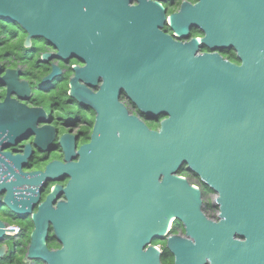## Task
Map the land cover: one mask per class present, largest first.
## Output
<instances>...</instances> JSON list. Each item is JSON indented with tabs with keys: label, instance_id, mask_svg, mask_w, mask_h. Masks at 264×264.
Segmentation results:
<instances>
[{
	"label": "water",
	"instance_id": "water-1",
	"mask_svg": "<svg viewBox=\"0 0 264 264\" xmlns=\"http://www.w3.org/2000/svg\"><path fill=\"white\" fill-rule=\"evenodd\" d=\"M80 1L0 0V17L38 35L42 30L26 11L66 10L61 25L79 40L87 43L88 35L96 33L117 35L120 46L110 48L125 54L137 47L121 42L135 41L138 28L154 25L157 40L149 50L157 59L107 75L95 93L72 81L73 95L97 112L92 141L81 147L82 156L50 163L44 172H0L4 204L19 214L31 209L24 206L28 200L21 206L11 202L14 185L69 178L33 214L28 257L49 264H163V249L153 244L159 239L166 241L174 264H264V0H203L197 6L202 11L191 18L207 32L204 41L210 46L236 49L237 65L218 54L196 56V40H169L158 29L165 20L161 9L149 13L130 6V0H95L105 1L99 7ZM171 23L184 29L180 15H173ZM59 53L67 57L72 52L61 48ZM128 72L136 79L128 80ZM82 75L89 82L88 67ZM121 88L148 116L168 115L160 131L129 114L119 101ZM6 157L20 167L29 156ZM184 165L217 194L218 221L204 213L201 188L179 174ZM60 192L65 201L55 208ZM175 221L185 234L172 233ZM49 223L57 234L59 223L64 226L66 248L60 253L47 247ZM70 223L76 229L72 234ZM6 233L16 229L0 220V241ZM5 249L0 247V258Z\"/></svg>",
	"mask_w": 264,
	"mask_h": 264
},
{
	"label": "flooded vegetation",
	"instance_id": "flooded-vegetation-1",
	"mask_svg": "<svg viewBox=\"0 0 264 264\" xmlns=\"http://www.w3.org/2000/svg\"><path fill=\"white\" fill-rule=\"evenodd\" d=\"M104 2L88 0L86 3L85 0H82L79 4L99 7L104 5ZM202 3L203 0L129 1L130 6L144 7L149 10V13L161 9L165 20L158 29L169 40L180 44H189L196 40L198 45L196 56L218 54L219 58L226 62L241 64L234 47L210 46L204 41L207 32L200 24L191 22V18L202 11V8L197 7ZM105 5L110 6L111 3L106 2ZM27 6L33 5L27 3ZM25 13L35 16L30 21L40 27L41 34L31 35L18 21L0 17V172L9 171L8 174H11V171L18 173L44 172L50 163H66L68 162L67 156H71L72 161H75L73 156H82L79 152L81 147L92 141L97 112L73 95L72 81L74 79H77L76 86L78 88L85 86L95 93L100 89L107 75H111L113 72L123 74L128 68V71L138 69L135 63L140 62L141 65V62H147L149 58L155 61L157 59L156 56L152 58V51L149 50L153 41L157 40L154 25L138 28L134 35L135 41L121 42L124 47L131 45L137 47L136 51L125 54L115 53L110 48L112 44L115 45L118 42L117 35L96 33V35H88L87 43L79 40L76 33L69 32L67 27L61 25L68 15L66 10L43 8L31 9ZM90 13H93L92 9ZM173 15H180L184 29L173 27L171 23ZM92 21L96 22L95 19ZM92 28L95 30L98 27L93 25ZM98 39L100 43L93 44ZM84 47H88V49H83ZM61 48L72 53L63 57L59 53ZM162 54L161 51V58ZM165 54L167 51H164ZM133 56L134 60H132ZM86 67L89 70V82H86V77L82 75V70ZM127 74L128 80L136 79L132 73L128 72ZM48 77L51 81L45 83V79ZM94 82L97 85H94ZM46 84L49 85L46 86ZM154 88L158 93L157 82H154ZM119 101L125 105L129 114L137 116L151 130L157 132L160 131L162 122L168 117L165 113L152 117L145 114L138 104L129 97L126 88H121ZM3 104L5 107H1ZM63 128L65 131L62 130ZM64 144L72 146L66 149ZM6 156L29 157L25 163L17 167L14 161ZM179 174L187 178L191 184L201 188L204 213L209 219L218 221L220 209L217 203V194L186 165L179 170ZM5 176L3 175L2 178ZM68 181L69 178L65 176L55 182L43 181L41 184L14 185L15 198L11 202H18V205L21 206L20 201L28 200L29 203L24 206L31 209V212L27 214L16 213L5 206L6 192L0 194V220L7 224H10V219L23 223V225L14 223L20 227V235L17 238L6 233V238L0 241V247L6 246L5 254L2 257L6 258L5 264H49L43 259L28 257L30 236L36 227L33 214L38 211L39 205L46 200L56 185L66 187ZM206 194L212 196L206 199L204 197ZM65 197L66 194L60 192L53 206L57 208L59 202L65 201ZM33 198H37V200ZM57 227L58 234L54 226L49 223L47 247L49 251L60 253L66 248L62 240L65 229L61 223ZM114 228L119 231V225ZM68 229L71 234L76 231L72 223ZM180 231L185 234L184 229L180 228ZM22 235L27 236L22 243H18L17 241ZM73 247L74 245H71V249ZM23 250L25 253L22 252Z\"/></svg>",
	"mask_w": 264,
	"mask_h": 264
},
{
	"label": "trees",
	"instance_id": "trees-1",
	"mask_svg": "<svg viewBox=\"0 0 264 264\" xmlns=\"http://www.w3.org/2000/svg\"><path fill=\"white\" fill-rule=\"evenodd\" d=\"M10 224H14V223H19L20 225H23L22 222L16 221V220H9ZM179 228L183 229L182 224L180 223V221H175L172 227V233H178L179 232ZM27 235H22L21 238L17 241L18 243H22V241L24 240V238H26ZM165 240H159V239H155L153 240V244L154 245H162L163 246V264H174V256L172 255V253L166 248L165 245ZM23 253H25V251H22ZM6 258H0V264H5Z\"/></svg>",
	"mask_w": 264,
	"mask_h": 264
},
{
	"label": "built area",
	"instance_id": "built-area-1",
	"mask_svg": "<svg viewBox=\"0 0 264 264\" xmlns=\"http://www.w3.org/2000/svg\"><path fill=\"white\" fill-rule=\"evenodd\" d=\"M7 229H16V233L15 234H9L10 236H13L15 238H17L20 235V227L18 225L15 224H7ZM179 232H180V228H179Z\"/></svg>",
	"mask_w": 264,
	"mask_h": 264
},
{
	"label": "rangeland",
	"instance_id": "rangeland-1",
	"mask_svg": "<svg viewBox=\"0 0 264 264\" xmlns=\"http://www.w3.org/2000/svg\"><path fill=\"white\" fill-rule=\"evenodd\" d=\"M48 85H49V84H46V86H48ZM62 130L65 131V128H63ZM210 191H212V190H210ZM211 196H212V195H209V194L204 195V197H205L206 199H209ZM157 246H160L161 249H163V246H162V245H157Z\"/></svg>",
	"mask_w": 264,
	"mask_h": 264
}]
</instances>
